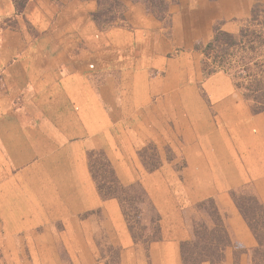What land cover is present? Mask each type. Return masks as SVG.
Listing matches in <instances>:
<instances>
[{
	"label": "crops",
	"instance_id": "crops-1",
	"mask_svg": "<svg viewBox=\"0 0 264 264\" xmlns=\"http://www.w3.org/2000/svg\"><path fill=\"white\" fill-rule=\"evenodd\" d=\"M198 1L210 4L191 3ZM182 8L172 9L174 30L188 16L180 13ZM97 9L95 0H0V216L6 230L0 247H10L20 229L30 231L31 241L38 239L34 229L44 224L42 236L51 230L54 244H79L82 259L92 261L96 258L88 248L95 244L92 236L104 229L124 246L127 264H184L181 244L190 234L182 212L213 198L231 238L224 264H252L245 251L234 259L235 245L250 250L260 244L231 191L246 190L264 206V111L251 113L245 103L232 98L224 78L212 77L205 83L216 100L215 116L209 110L204 115L195 112L194 105L184 100L181 82L185 78L193 83L192 66L185 65L187 71L165 80L167 91L176 90L162 108L177 109L180 131L187 128L179 148L185 159L183 178L167 163L139 176L166 228L172 230L169 237L147 247L136 243L117 204L100 196L89 170L90 150L104 149L122 181L129 183L138 175L131 166L128 138L118 133L109 116H118L117 86H133L134 65L141 64L134 62L139 32L122 26L100 28L92 17ZM238 10L235 7L234 12ZM222 13L226 11L216 7L217 20ZM180 41L170 43L177 46ZM104 45L107 52L101 50ZM164 52L159 48L150 52L149 65H165ZM104 68L113 74L101 77L97 71ZM104 94L115 97L104 102ZM196 103L200 105V99ZM187 113L193 132L182 121ZM149 122L137 126L146 133L157 123ZM59 221L62 227L52 226ZM11 260L7 257L6 262Z\"/></svg>",
	"mask_w": 264,
	"mask_h": 264
},
{
	"label": "rangeland",
	"instance_id": "rangeland-1",
	"mask_svg": "<svg viewBox=\"0 0 264 264\" xmlns=\"http://www.w3.org/2000/svg\"><path fill=\"white\" fill-rule=\"evenodd\" d=\"M95 1L97 2V0ZM121 1L125 7L124 10L120 12L122 13V18H120L121 14H119V11H115L114 9L111 10L112 12L106 13L107 15H103L102 18L109 19L110 17H116L117 21L107 28L102 29L108 30L122 26L128 28L133 34H137L138 31L139 39L135 40L134 44L136 54V56H134V62L141 65H134L133 75L135 82L133 86H117L119 89L116 95L119 101L118 116L115 117L114 115L113 117H109L112 118L113 124L118 126V133L126 134L128 138L126 141L128 144L127 146H131L129 154L130 160H132L131 166L132 169H137L138 175L129 183L125 180L122 181L117 174L111 157L101 148L92 149L88 152L89 170L96 183L97 189L98 183H106L107 186H112L115 178L122 186H130L132 184L135 186L137 190H131L128 194V198L131 197V195L135 196V202L126 203V209L129 212L128 218L133 226L135 238L130 230L120 200L117 197L106 198L99 189L98 191L103 199L113 200L117 204L120 212H122L123 220L126 223L127 233H130L136 243L147 247L151 242L149 238L154 240L167 238L172 230L166 228L165 223L162 221L163 216L151 202L152 200L149 196L148 187H146V184H144L139 174L151 173L167 163L183 178L182 171L185 167V159L180 153L179 148L182 143L185 142L187 128L183 127V131H180V125L177 122L179 116L176 117L175 115L177 109H171V106L168 110L162 108V105H166V102H168L170 92L172 93L176 90V88H171L167 91L165 89V80H169L175 72L179 74L180 72L187 71L185 65H190L192 66L195 79L193 83L190 84L187 79L184 78L181 82V87L185 92L184 100L187 104L192 103L194 105L195 112L198 110L204 115V112L209 110L213 116L218 115L217 109L215 108L216 100H214L210 91L205 87V83L209 79L218 76L224 78L228 83V94L231 95L232 98L234 97L237 102L242 101V103H245L251 113H259L254 112L256 108L255 102L252 99L248 100L244 95V90L236 86V82L239 80L234 76V69L229 71L220 69L210 74L204 72L203 61L205 56L202 49L213 38L217 27L234 34H238L242 28L247 29L246 38L250 40L249 44L258 48L260 46L258 39L259 37L263 39L264 33L260 31L259 26H255L252 23L250 24L249 21L251 18L257 16H260V19L264 21V2L263 0H208L210 4H205L202 1L201 5L200 1H198L197 4L194 5L191 3L192 0H186L185 5L178 6L180 0H165V4H158L155 2L153 5L149 3V0ZM182 6L184 7L182 8ZM176 7L183 9V11L180 10V13L183 14V12H185V14L188 15H184L181 19L179 23L181 29L179 28V30H174L173 28L172 9ZM216 7L226 11L225 15L222 13V19L219 18L217 20L214 15ZM235 7L239 9L238 12H234ZM155 23H157V25H155ZM201 26L204 31L200 29ZM227 28H233V30ZM134 39L135 37L133 40ZM175 40H181L180 42L182 44H178L177 46L172 45L170 42ZM156 48L166 51L164 52L167 60L165 65H149L150 60L148 57L150 56V52L154 51ZM101 50L102 52H107V46H102ZM254 52L255 51L250 53L248 51L246 57L243 58L239 64L233 65H255L254 62L263 57H256L252 61L249 55H254ZM206 61L210 63L211 59H207ZM169 63L175 65H169ZM105 68L101 71H97V73L100 72L99 75L101 77L113 74L111 73L113 70H106ZM106 97L111 99L115 96L112 94H109V96L104 94V102L107 100ZM197 98L200 99V105L196 103V100H198ZM183 103L185 102L180 104V108L183 107ZM123 106L124 109L128 110L127 113H123ZM155 109H158L157 111L161 112V115H158ZM106 110H109L108 113H110L111 107L108 105ZM188 111L191 112L190 110ZM152 119H155L157 123L146 133L137 126L141 121L151 124L149 121H152ZM182 121L188 124V128H190L192 132L195 131L194 124L191 125L189 113L183 114ZM160 191L161 190L158 189L157 193H160ZM234 192L237 194H249L246 190L241 189L232 190L231 194ZM205 200L196 203L193 207L184 209L182 212L184 223L190 234V239L193 238L194 228L201 222H207L209 225L213 224L208 211L210 208L209 204L201 205ZM17 212L20 213L19 211H13L12 213L14 215ZM0 217L1 239L6 230L2 227V215ZM115 220L116 219L113 218V232ZM52 226L62 227L60 221ZM34 231L40 235L38 239L34 241L30 240L28 237L30 231L25 228L20 229L17 235L13 237L10 247L7 249L0 247L1 262L4 260L3 264H127L124 255V246L120 243H115L116 240L113 239L112 235L107 230H100L98 236L96 234L92 236V242L95 244L88 247L91 249L92 255L94 257L96 255V258L92 261L89 259L87 261L82 259L83 256H80L82 255L80 253L82 249H80L79 244L78 246L54 244L52 235L49 236L52 234L51 230H49L50 234L42 236L44 224H40ZM57 232H59L60 235L63 233V231L61 233V230ZM118 234L121 235L120 229L118 230ZM7 240L9 239L7 238ZM234 248L235 261H237L240 252L245 251L248 252L252 264H264V255L261 250L255 251L254 249L256 248L246 250L239 245H235ZM14 249L18 252L13 253L12 251ZM4 250H6L7 254H5V252L3 253ZM262 250L264 252V248H262ZM10 256H12V260L6 262L7 257ZM193 257H198V255L194 253ZM222 264H224V261Z\"/></svg>",
	"mask_w": 264,
	"mask_h": 264
},
{
	"label": "trees",
	"instance_id": "trees-1",
	"mask_svg": "<svg viewBox=\"0 0 264 264\" xmlns=\"http://www.w3.org/2000/svg\"><path fill=\"white\" fill-rule=\"evenodd\" d=\"M97 2L98 10L92 14V17L100 28H107L117 21L116 17L102 18L103 15H107L106 13L112 12L113 9L119 11L120 18H122L120 12L125 7L121 0H97ZM155 2L158 4L166 3L165 0H149L151 5ZM249 23L259 26L260 31L264 33V21L260 19V16L251 18ZM246 31L247 29L242 28L238 34H234L217 27L213 38L202 49L205 56L203 70L210 74L220 69L225 71L234 69V76L239 80L236 82V86L244 90V95L248 100L252 99L255 102L254 112H261L264 111V38L259 37L260 46L256 48V46L249 44L250 40L246 38ZM248 51L250 53L255 51L254 55H249L252 61L259 56L263 58L256 60L255 65H233L239 64L246 57ZM207 59H211V62L207 63ZM98 189L104 197H117L120 200L130 230L135 238L133 226L128 218L129 212L126 209L127 202H135V196L131 195L128 198L131 190H137L135 186L133 184L122 186L115 178L112 186H107L106 183H98ZM248 193L237 194L234 192L233 197L260 244L254 250H261L264 255L262 250L264 248V206L254 194ZM205 204L210 206L208 211L213 224L201 222L194 228L193 238L181 244L184 264H201L203 261H210L211 264H222L224 250L231 244L230 235L215 201L209 198L201 203V205ZM152 240L154 239L149 238V241ZM194 253L198 257H193Z\"/></svg>",
	"mask_w": 264,
	"mask_h": 264
}]
</instances>
